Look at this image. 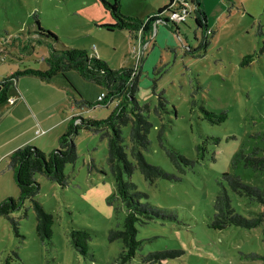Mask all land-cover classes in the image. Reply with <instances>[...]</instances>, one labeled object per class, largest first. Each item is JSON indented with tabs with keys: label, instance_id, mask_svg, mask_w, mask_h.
Segmentation results:
<instances>
[{
	"label": "rangeland",
	"instance_id": "1",
	"mask_svg": "<svg viewBox=\"0 0 264 264\" xmlns=\"http://www.w3.org/2000/svg\"><path fill=\"white\" fill-rule=\"evenodd\" d=\"M198 3L203 16L189 11L191 17L182 25L165 23L168 15L162 14L158 16L162 20L146 30L142 42L131 39L125 30L102 27L112 20L100 0H0V81L24 68L46 69L43 59L64 48L86 51L112 70L138 69L136 100L149 106L147 116L152 123L150 145L143 156L169 178L150 183L136 170L131 181L167 218L138 227L141 247L135 258L123 264H144L142 256L172 250L180 256L162 264H260L250 255L264 256L261 227L231 226L221 231L210 227L213 202L220 183L225 185L222 174H235L245 184L264 189V170L232 165L240 152L257 149L258 156L264 157V0ZM166 5V0H121L120 12L152 20ZM39 29L53 33L57 41L46 40ZM248 56L253 61L242 64ZM19 81L22 92L39 95L30 116L33 123L44 120V130L48 123L59 125L48 133L51 136L29 142L30 122L26 126V118L8 116L9 103L2 107L0 202L19 194L6 156L28 143L48 154L59 147L58 137L66 129L63 121L78 115L105 119L111 112V107L88 113L71 108L69 100L73 94L78 96L61 76L53 79L50 87L54 90L35 89L32 78ZM16 89L21 91L17 85L9 96L17 95ZM160 94L167 101L166 110L157 115L154 107ZM204 111L226 113L227 119L213 124ZM128 129H122L125 142ZM74 144L78 157L64 169L65 187L35 176L40 186L35 201L53 217L50 240L42 244L36 237L35 212L27 200L11 215L17 221L18 235L11 222L0 217V264H121L122 244L108 240L110 230L121 228L125 212L119 201H112L115 182L106 160L107 141L81 130ZM166 149L177 150L193 164L175 167ZM228 193L236 212L249 216L248 211L258 210L257 205ZM76 229L91 233L86 255L70 242V232Z\"/></svg>",
	"mask_w": 264,
	"mask_h": 264
},
{
	"label": "trees",
	"instance_id": "2",
	"mask_svg": "<svg viewBox=\"0 0 264 264\" xmlns=\"http://www.w3.org/2000/svg\"><path fill=\"white\" fill-rule=\"evenodd\" d=\"M166 1L167 5L159 9L156 15H152L156 19L140 20L121 14V0H112V2L100 0L112 20V23L102 27L108 31L125 30L131 39L137 41L140 39L144 42L143 37L146 30L156 20H162L158 16L167 14V19H163V21L168 23V19L174 15V12L180 11L176 0ZM188 4L195 8L191 9L193 14L202 15L198 0H188ZM190 17L188 16V18ZM195 22L199 26L200 23L196 17ZM36 24L39 26L37 21ZM181 24H186V21ZM39 30L41 31L39 35L46 40L57 41V37L53 33ZM33 37L34 40H37L36 34ZM252 61V56H248L242 59V64ZM43 62L46 65L44 70L24 68L10 73L0 81V116L2 107L9 101L10 89L16 88L21 78H32L50 84L58 76H61L73 93L78 96L77 99L73 94L69 100L71 108L78 111L86 110L88 113L87 111L95 108L111 107V112L105 119L86 118L83 115L71 116L66 120L64 134L58 138L59 147L48 154L31 144H25L6 156L7 169L13 173L19 194L16 199L9 197L0 202V217L7 218L11 222L15 234L18 235L17 221L11 215L19 211L25 201L29 200L32 202L35 212L36 237L42 244L49 241L52 235L53 217L35 201L40 190L35 176L41 175L60 187H65L68 179L64 169L66 165L74 164L78 157L74 138L79 135L81 130L100 135L107 141L106 160L115 182V194L112 196V201H119L120 208L125 212L121 228L110 230L108 240L122 244L119 260L121 264L129 262L136 257L137 251L141 247V240L137 238L138 227H145L155 219L167 218L159 208L148 203V196L138 190L131 181V176L138 170L143 178L150 183L159 178H169L164 170L149 164L143 156V151L148 150L150 145L148 134L152 123L147 116L149 106L147 104L140 105L136 100L138 69L136 71L125 68L112 70L105 61L95 56H89L86 51L70 48L53 50L48 57L43 59ZM166 102V99L160 94L154 107L157 115L166 110ZM204 114L213 124H220L227 119L226 113L214 115L204 111ZM123 127L129 128L128 142L124 141ZM158 138L161 141V134ZM166 154L177 168L180 165L193 164L175 149H166ZM239 163L254 171L264 170V157L258 156L257 149H253L248 154L242 152L236 154L232 165L236 167ZM125 176L128 177L127 180H125ZM222 180L225 185L220 183L221 189L213 202L214 215L210 227L219 231L231 226L243 229L261 227L264 244V189L245 184L240 177L228 172L222 174ZM228 190L248 204L257 205L258 210L248 211L249 216L236 212L231 205ZM70 237V242L76 251L81 255H86L88 241L91 239L90 231L72 230ZM179 256L180 253L175 250L155 252L142 256L141 262L162 264ZM250 257L253 261L259 260L260 264H264V256L251 254Z\"/></svg>",
	"mask_w": 264,
	"mask_h": 264
},
{
	"label": "crops",
	"instance_id": "3",
	"mask_svg": "<svg viewBox=\"0 0 264 264\" xmlns=\"http://www.w3.org/2000/svg\"><path fill=\"white\" fill-rule=\"evenodd\" d=\"M31 83H33V86L35 87V89L38 88H53L54 87H50L51 83H43L40 82L38 80L31 81ZM21 84H24L25 87H27L28 83L27 82H22ZM19 89H16V93L17 95H13V96H9V101L8 103L10 104V109H8V116H11L14 120L18 119L20 117H22L23 119L26 118L27 120V124L30 122V126L28 129V140L29 142H32L35 138L42 139L45 138L46 134L50 133V132H55V129L57 128V125H59V123H48L49 125H47L46 129H42V123L44 120L41 121V123H33L32 119L30 118L31 113H33L34 108L38 105V99H39V95H36L32 92L27 93V92H22V85H20V81L17 83ZM46 85V86H45ZM56 93V91H54ZM44 95V94H42ZM58 95V94H57ZM59 97V95H58ZM34 115V114H33ZM34 117V116H33ZM66 118H63L62 120H64ZM64 125H65V121H63ZM35 126H37L38 128H36ZM38 129H41L39 134L36 135V132L39 131ZM61 131H59L60 133ZM58 134V133H57ZM54 136V138L56 137V135ZM40 135H43L44 137H38ZM47 136H51V134H48ZM53 138V139H54ZM59 138V137H58ZM30 144V143H28Z\"/></svg>",
	"mask_w": 264,
	"mask_h": 264
},
{
	"label": "built area",
	"instance_id": "4",
	"mask_svg": "<svg viewBox=\"0 0 264 264\" xmlns=\"http://www.w3.org/2000/svg\"><path fill=\"white\" fill-rule=\"evenodd\" d=\"M177 4L180 6V11L178 13L174 12V15L168 19V23L178 21V23H183L187 20L189 11L192 13L191 9H195L193 6L188 4V0H176ZM40 131L36 133L39 134Z\"/></svg>",
	"mask_w": 264,
	"mask_h": 264
}]
</instances>
